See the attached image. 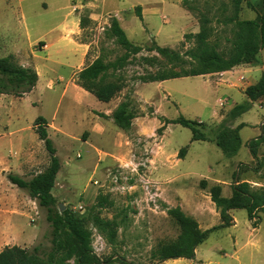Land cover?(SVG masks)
Here are the masks:
<instances>
[{
	"label": "rangeland",
	"instance_id": "obj_1",
	"mask_svg": "<svg viewBox=\"0 0 264 264\" xmlns=\"http://www.w3.org/2000/svg\"><path fill=\"white\" fill-rule=\"evenodd\" d=\"M138 4H149L147 8L152 10L153 14L147 15L144 21L140 20L136 16L135 9L140 6ZM180 6L183 11L187 12V15L181 11ZM233 9V0H0V57L10 53L8 57L17 67L32 68L37 72L35 68L37 66L41 82L55 79L58 76L66 81L69 77V70L65 64L71 56L67 39L73 49H78L79 44H86L89 46L88 61L84 66L97 58H101L104 63L118 62L116 68L106 73V78L107 80H119L122 90L117 97L120 96L122 101L129 102L135 114L137 105L131 99V91L135 83L159 80L164 76L182 75L183 72L189 70V58L184 55L193 47L194 41L185 36L194 33L182 34L184 19L186 18L190 24L189 31L198 30L199 32L201 20L206 18L207 26L212 30L209 41L215 44L219 51L227 52L230 46L229 39L233 35V23H228V18L233 15ZM141 11L142 8L140 13ZM21 13L24 14L25 19L21 18ZM122 16L135 28L136 36H131L134 41L132 43L141 48L136 54L127 53L111 34L112 22L114 20L118 22V18ZM263 17L264 0H241L238 20L261 23ZM76 18L78 21L81 18L82 26L79 22L77 25L71 24ZM66 24H70L69 30L63 32ZM165 29H171V34L176 32L179 37L181 36V41L173 46H159L158 44L162 43L161 37ZM64 33L66 39L63 38ZM39 42H43V45L40 46ZM46 45H49L47 50ZM157 47L168 48L179 53L181 61H169L155 51ZM75 54L78 55V52ZM252 62L255 63L254 66L260 68L261 71L258 74L260 76L243 92L244 101L237 102L248 106V110L238 118V121L248 123L239 132L244 144L254 135L264 137V86H259L260 79L264 76V44H260L256 58L245 64ZM191 80L193 83L201 82L200 79ZM65 81L56 87L55 92L48 91L45 84L39 87L31 97L37 102L36 104L27 105L23 100L19 101L12 97L2 101V106L0 104V135H2L0 156L8 159L14 151L11 142L14 136H8V133L16 128L5 129L8 125L6 114L18 116L20 126L23 124L30 126L37 117H47L49 122L57 128L61 127L64 131L78 130L79 114L69 108V101L72 97L69 93L61 97ZM249 90H253L252 93L257 97H249ZM220 95L222 99L228 100L224 108L219 107L221 110L229 109L223 124L225 128H228L233 123L231 117L228 116L233 108L229 107L233 103L231 104L228 95L222 93ZM56 127L54 130L50 128L47 132L61 165L52 190L57 207L61 205L64 210L71 211L81 220L90 232L92 247L95 241L93 235L100 233L91 223L90 214L98 195L109 196L111 204L101 210V216L117 222V238L111 245L100 234L104 240V249L95 254L105 262L104 264H121L119 258L135 264H156L157 259L152 257L154 252L159 246L172 243L179 235V228L169 215L172 209H166L161 199L158 202L159 210L156 212L149 210L144 193L138 187L135 190H116L111 184L110 175L117 167H111L103 174L102 155H99L89 143H85L81 138L77 139L64 132H62L63 135L57 133ZM215 134L216 129H211V135ZM169 136L174 146L181 149L188 145L191 132L187 128L178 126ZM134 139L135 136H130L131 142H134ZM34 148L38 157L44 156V161L48 160L43 144L40 150L37 147ZM248 150L247 142L245 147L242 146L238 152L239 157L237 158L244 162L250 156ZM205 155L208 156L209 161L215 156L213 149ZM118 162L123 164L125 159L120 158ZM40 164V168H43V163ZM95 165L98 166L96 169ZM255 166L257 168L260 165ZM149 175L154 181H158L152 176V172H149ZM6 183L9 184L7 179L0 175L1 194L6 188ZM21 196L22 224L26 233L32 232L33 237L30 242H22L20 246L28 248L39 246L42 252L46 253L50 250L51 244L50 227L45 220V211L38 208L35 201L24 195ZM59 211L61 212L60 208ZM260 217V224L264 231V214H260ZM250 248L252 247L246 246L245 251H249ZM107 260L110 261L106 263Z\"/></svg>",
	"mask_w": 264,
	"mask_h": 264
},
{
	"label": "crops",
	"instance_id": "obj_2",
	"mask_svg": "<svg viewBox=\"0 0 264 264\" xmlns=\"http://www.w3.org/2000/svg\"><path fill=\"white\" fill-rule=\"evenodd\" d=\"M138 5L142 8V21L147 19V15L153 14L152 10L147 8L149 4ZM180 9L187 15L181 6ZM114 13L117 14V12ZM21 14V18L25 19L24 14ZM78 22L76 18L71 24L77 25ZM118 22L132 43L131 36H136L135 28L123 16L118 18ZM69 25L66 24L62 31H68ZM188 27L190 24L185 18L182 34L198 32V30L189 31ZM171 32V29H165L164 35L161 37L162 43L158 44L159 46H173L181 41V36L179 37L176 32L173 34ZM63 38L66 39L65 33ZM63 41L65 42V40ZM67 44L71 56L65 64L69 70V77L66 81L58 76L55 79L41 82L40 73L35 66L37 72L33 70L37 73L38 80L32 91L21 97L0 93L1 106L2 101L11 99L10 97L19 101L23 100L27 105L36 104L37 102L33 101L31 97L39 87L41 88L45 84L48 91L55 92L57 91L56 87L65 81L61 97L68 93L72 97V100L69 101V108L78 112L80 126H78V130L64 131L61 127L57 128L49 122L46 117L44 118L47 123L46 131L50 128L54 130L56 127V132L61 135L64 132L89 143L99 155H102L101 170L103 174L111 167L120 166L121 164L118 162L120 158L125 161L128 159L129 152L133 149L130 136L148 137L157 134L160 142L154 148L151 172L152 176L162 184L163 206L166 209L179 208L187 217L195 220L202 231L209 230L221 222L220 210L216 207L209 192L211 187L218 186L223 198L231 197L232 185L235 182L248 183L253 189L264 188V165H261L264 163V137L257 149L256 159L249 154L250 156L243 162L237 158L239 157L238 153L233 157H227L217 147L214 141L215 137L211 135V129H216L223 123L229 110L219 108L218 101L223 98L220 93L228 95L230 98L231 104L233 103L230 105V109L241 104L237 102L244 101L243 92L245 89L257 81L260 76L258 74L261 70L254 66L255 63L242 64L224 72L135 83L131 91V99L137 105L135 117L131 122L130 130L125 132L117 127L109 117L122 102V97L119 96L108 103L100 102L76 83L77 73L94 61L92 60L84 66L88 61L89 46L79 44L78 49H73L69 39H67ZM48 47L49 45H46L45 49L47 50ZM75 52H78V55ZM9 54L2 55L0 58L8 57ZM81 66L82 68H80ZM191 79H200L201 82L193 83ZM96 113L107 117H100ZM5 116L8 121L5 129H16L8 133V136H14L11 141L14 151L8 159L0 156V175L7 179V174L12 173L30 179L48 166L49 157L44 161V156L38 157L35 151L34 147L40 150L43 142L39 140L33 130L34 121L30 126H25V124L20 126L18 116H9L8 114ZM181 117L203 124L205 127L202 132L206 134L208 140L192 141L190 138L187 146L181 149L174 146L169 135L175 132L176 127L181 126L175 123ZM239 117L233 121L231 128H236L241 124L248 125L245 121H238ZM240 130L241 128L238 134ZM256 138L258 136L254 135L252 139ZM252 139H247L246 143ZM240 140L241 149L242 146L245 147L246 143L244 144L241 137ZM212 149L215 156L209 161L205 153L212 152ZM40 163L44 165L43 168L41 167L42 169ZM256 164L260 166L256 168ZM96 167L98 166L95 165L94 168L96 169ZM33 172H35L34 175H31ZM8 183H6L3 194L0 193V250L4 246L21 247L22 242H30L33 237L32 232L26 233L21 220L23 210L21 195L29 197L9 181ZM228 214L232 218V225L210 233L205 241L196 247L193 259L178 258L161 264H264L262 224L253 228L245 210L232 209ZM246 246L252 248L245 251Z\"/></svg>",
	"mask_w": 264,
	"mask_h": 264
},
{
	"label": "trees",
	"instance_id": "obj_3",
	"mask_svg": "<svg viewBox=\"0 0 264 264\" xmlns=\"http://www.w3.org/2000/svg\"><path fill=\"white\" fill-rule=\"evenodd\" d=\"M240 3L241 0H233L234 12L228 18V23H233V35L229 39L230 46L227 52L219 51L215 44L209 41L212 30L207 26L208 20L202 18L199 32L185 36L194 41L193 47L184 55L189 58V70L183 72L182 75L164 76L159 80L224 72L253 61L258 54L260 44H264V17L261 23L238 20ZM135 9L136 16L142 20L141 8L137 6ZM82 23L80 18L79 25L82 26ZM111 34L127 53L136 54L140 51L141 48L129 41L116 20L112 22ZM39 45H43V42H39ZM155 51L169 61H181L180 54L168 48L157 47ZM117 63H104L101 58L95 59L77 75V85L92 94L98 101L110 102L122 90L119 80H107L106 78V73L110 69L116 68ZM37 80L38 76L34 70L15 66L10 57L0 58L1 94L21 97L32 91ZM259 86H264V76L261 77ZM252 91L249 90V97H257ZM247 110L248 106L235 105L228 116L234 121ZM96 114L100 117H107L103 114ZM109 117L117 127L128 132L135 114L132 112L129 102L125 100L119 103ZM175 123L191 131L192 141L208 140L206 134L202 132L205 127L203 124L182 117L177 119ZM224 123L225 120L216 128L214 141L227 157H233L240 149L241 140L238 131L244 125L241 124L236 128H225ZM46 127L47 123L44 118L37 117L34 120L33 130L39 140L43 142L48 153V166L30 179L12 173L7 174L6 177L12 185H15L25 192L31 200L35 201L38 208L45 211V220L50 227V250L45 253L39 246L31 248L4 246L0 250V264H70L71 261V264H104L105 262L93 253L90 232L84 227L81 220L69 210L60 212L56 205L52 190L61 165L53 142L48 137ZM262 142L263 137L248 142L249 152L254 159H256L257 149ZM209 192L216 207L220 210V224L202 231L196 221L187 217L179 208L172 209L169 215L177 224L179 235L172 243L163 244L154 252L152 257L157 259L156 264L178 258L193 259L196 247L203 243L210 233L232 225V218L228 214L232 209L245 210L251 226L253 228L258 227L261 222L260 214H264V188L253 189L248 183L235 182L232 185L230 198L221 197V190L218 186L211 187ZM110 204L109 196L98 195L90 214V221L107 243L112 245L117 238L118 224L113 219H106L101 216V210ZM109 261L107 260L106 263ZM119 262L121 264H135L122 258H119Z\"/></svg>",
	"mask_w": 264,
	"mask_h": 264
},
{
	"label": "built area",
	"instance_id": "obj_4",
	"mask_svg": "<svg viewBox=\"0 0 264 264\" xmlns=\"http://www.w3.org/2000/svg\"><path fill=\"white\" fill-rule=\"evenodd\" d=\"M227 102L228 100L221 99L218 101V106L224 108ZM159 142L160 139L157 134L148 137H135L134 142H132L133 149L129 152L128 159L110 175L111 184L116 190H135L137 187L140 188L144 193L145 202L149 206V210L153 212L159 210L158 202L162 199L163 190L160 181H154L149 175L151 166H153L154 148ZM96 184L98 183L96 182ZM100 187L104 186L100 185ZM93 236L95 241L93 248H91L95 254L104 249V240L100 234L95 233Z\"/></svg>",
	"mask_w": 264,
	"mask_h": 264
},
{
	"label": "water",
	"instance_id": "obj_5",
	"mask_svg": "<svg viewBox=\"0 0 264 264\" xmlns=\"http://www.w3.org/2000/svg\"><path fill=\"white\" fill-rule=\"evenodd\" d=\"M59 208H60L61 212L64 211V208L61 205L59 206Z\"/></svg>",
	"mask_w": 264,
	"mask_h": 264
}]
</instances>
